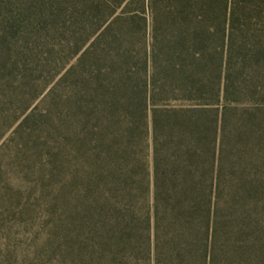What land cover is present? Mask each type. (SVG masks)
I'll return each instance as SVG.
<instances>
[{"label":"trees","instance_id":"1","mask_svg":"<svg viewBox=\"0 0 264 264\" xmlns=\"http://www.w3.org/2000/svg\"><path fill=\"white\" fill-rule=\"evenodd\" d=\"M239 106L264 110V0H0V264L39 208L43 264H264L263 196L215 135L182 146Z\"/></svg>","mask_w":264,"mask_h":264},{"label":"rangeland","instance_id":"2","mask_svg":"<svg viewBox=\"0 0 264 264\" xmlns=\"http://www.w3.org/2000/svg\"><path fill=\"white\" fill-rule=\"evenodd\" d=\"M204 118V117H203ZM202 131L203 133H199ZM199 135L207 137L206 141L211 149L212 136L215 135L214 143L218 146L219 156L223 144L224 161L227 164L228 173L233 177L231 184L234 194H244L255 197L257 200L263 196L264 200V110H251L243 106L233 107L225 116L224 125L219 124L218 134L212 133V128L189 127L182 136V146L185 155L189 154L192 143L199 141ZM205 147V146H204ZM211 156L202 147L198 148V169L201 168L203 158ZM178 167V165H177ZM191 169H179L175 179L179 191L182 192V185L190 188L188 178ZM163 181L160 195L163 199H170L171 184ZM25 219L21 218L20 220ZM46 217L42 208H39L34 217L27 221H18L14 233H7L11 250L16 252L24 251L27 255V264L48 263L50 259L57 256L50 244L45 243L49 237V227H45ZM19 228V229H18ZM2 233V232H1ZM0 238L3 241V235ZM48 236V237H47Z\"/></svg>","mask_w":264,"mask_h":264}]
</instances>
